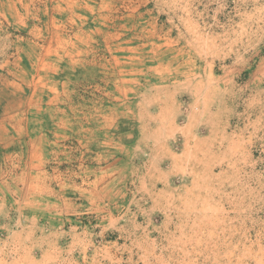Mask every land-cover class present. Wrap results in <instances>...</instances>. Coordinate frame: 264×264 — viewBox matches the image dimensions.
Segmentation results:
<instances>
[{
	"label": "rangeland",
	"instance_id": "obj_1",
	"mask_svg": "<svg viewBox=\"0 0 264 264\" xmlns=\"http://www.w3.org/2000/svg\"><path fill=\"white\" fill-rule=\"evenodd\" d=\"M0 264H264V0H0Z\"/></svg>",
	"mask_w": 264,
	"mask_h": 264
}]
</instances>
